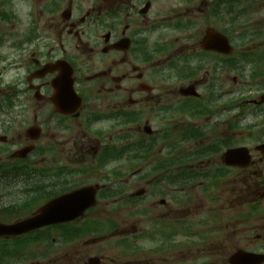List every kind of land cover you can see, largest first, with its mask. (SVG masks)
Segmentation results:
<instances>
[{
	"label": "flooded vegetation",
	"instance_id": "flooded-vegetation-1",
	"mask_svg": "<svg viewBox=\"0 0 264 264\" xmlns=\"http://www.w3.org/2000/svg\"><path fill=\"white\" fill-rule=\"evenodd\" d=\"M192 7L191 0H0V129L8 130L3 135L10 137V141L0 137V141H5L0 143V156L10 157L11 169L19 167L13 156L20 145L37 139L42 163L33 164L41 170L34 175L43 180L53 176L49 170H71L69 167L76 169L88 163L97 166V155L127 140L130 118L137 121L131 125L136 126L138 133L141 131L140 137L144 139L162 136L218 140L223 145L226 141L238 143L241 138L264 137L257 123L264 119V105L253 106L250 115L243 117V127L240 115L242 85L252 93L250 101L264 92V53L255 52L249 61H242L235 54L227 56L198 49L192 36L178 37L186 25L173 18L186 16L185 12ZM197 9L202 11V6ZM207 29L204 25L202 39ZM23 43L12 62V49ZM230 58L232 68L230 64L224 68L225 60ZM63 73L74 79V88L83 97L82 105L67 115L58 113L53 100V81ZM242 75L252 77L245 81ZM231 80L238 97L229 103L214 92ZM190 88L203 92L202 99L184 98L182 92ZM18 100L27 102L26 107L20 106ZM182 113L197 121L193 130L162 135V128L166 129ZM38 129L40 132L36 133ZM48 156L61 158L64 164L52 166L47 163ZM253 159L256 163L247 169L224 170L218 184L211 187L218 205L222 203L224 185L238 186L243 182L264 186V180L257 181L258 177L264 178V157L256 152ZM184 167L192 169L190 165ZM180 183L192 186L191 178ZM256 196L255 188L250 187L248 209L230 214L228 230L235 227L238 235L236 241H230L233 251L264 256V223L257 222L252 207ZM24 198L25 195L0 197L1 223L12 224L27 217L22 205L13 204ZM169 200L162 219L178 230L188 229L189 234L180 244L174 242V236L168 248L163 243L164 247L155 250L145 249L142 235L137 264H174L177 258L181 259L179 264H193V241L200 246L207 238V243L209 233L215 237V248L224 252L225 240L220 239L224 235V212L204 211L203 203L195 210L193 195L170 196ZM123 201V196H100L90 215H108V209L122 208L118 204ZM93 225L90 222V230ZM160 234L171 236L167 230ZM96 254L101 264H111L105 263V259L114 261L102 252ZM146 254L151 256L149 263L144 260ZM208 257L206 254L194 259L201 263ZM31 258L30 253H25L21 261L31 262Z\"/></svg>",
	"mask_w": 264,
	"mask_h": 264
},
{
	"label": "rangeland",
	"instance_id": "rangeland-1",
	"mask_svg": "<svg viewBox=\"0 0 264 264\" xmlns=\"http://www.w3.org/2000/svg\"><path fill=\"white\" fill-rule=\"evenodd\" d=\"M129 176L131 178L132 172L129 173ZM132 178H136V177H132ZM252 185H243V182L238 184V186H237V183L233 185L232 184L224 185L223 190H221L224 192V194L221 196L223 199V208L222 206L219 208V211L224 212V217H228L230 216V214H233L234 212L246 211L248 209V205L246 203L247 196H248V189L250 190V187H253L256 190H258L257 188L258 184L254 185L252 183ZM260 185H263V184H260ZM140 188L141 187L137 186V182L134 181L130 186V193H133L132 191L136 192ZM257 199H259V197L254 198V201H256ZM260 201L262 203V208L264 209V200L263 201L260 200ZM257 222L262 224L264 223V220H261V221L257 220ZM236 238H238V235L236 234L235 227H233L230 231L227 230V232H225V234L221 236L220 239L225 240L224 241L225 246H226L224 250L225 253L227 252L229 253V251L232 250V243L230 241H236ZM215 246H216L215 239H212L211 241L207 243H202L200 246H197V245L192 246L191 247V253L193 255L191 257L192 260H194V258L198 256L206 255V254H208L209 257L212 254V257L214 259L215 258L217 259V255L219 256L223 252H220L221 249H216ZM91 251H92V247L88 245L82 246V250L77 251L76 256L73 257L72 261H70L67 264H79V261L80 263H82V261L86 258L87 255L91 253ZM180 260H181L180 258H177L174 264H177Z\"/></svg>",
	"mask_w": 264,
	"mask_h": 264
}]
</instances>
